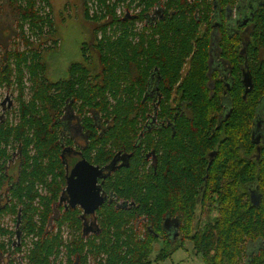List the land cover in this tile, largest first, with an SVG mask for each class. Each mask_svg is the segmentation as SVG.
Masks as SVG:
<instances>
[{"label": "trees", "instance_id": "16d2710c", "mask_svg": "<svg viewBox=\"0 0 264 264\" xmlns=\"http://www.w3.org/2000/svg\"><path fill=\"white\" fill-rule=\"evenodd\" d=\"M9 1L19 16L16 27L24 44L36 29L42 32L46 24L53 25L48 15L40 14L38 0ZM43 1L50 7V0ZM125 1L115 0L107 9L114 12ZM222 1L231 7L238 2L218 0V9ZM100 2L107 6V0ZM138 2L144 6L138 17L111 16L99 28L103 38L95 40L93 50L83 44V60L71 64L65 79L52 82L45 77L40 51H32L31 59L26 50L3 54L0 86L16 82L21 102L18 123L0 120V184L7 178L6 160L12 157L7 147L16 143L12 149L20 156V174L9 195L24 207L22 230L38 238L30 264H52L62 249L68 264H89L90 259L93 264H151L155 243H163L155 258L159 262L173 257L187 240L204 264H264V147L258 159L251 137L264 95V2L254 12L255 29L246 48L255 85L246 99L241 38L222 29V37L214 40V1ZM155 4L166 7L164 18L138 31L136 23L148 18L145 11ZM99 16L91 18L84 11V18L94 24L104 20ZM214 47L232 71L228 117L221 97L228 91L224 82L217 79L214 89L209 85ZM92 52L99 71L89 66ZM30 60L35 63L28 65ZM26 69L33 82L29 101H23ZM154 118L157 127L150 128ZM77 127L85 136L81 150L92 165L105 168L119 153L131 155L129 166L105 181V194L116 201H107L97 211L91 235L85 234L89 217L60 202L69 162L62 155L67 146H74ZM212 150L217 156L209 167L207 154ZM149 157L154 158L152 165ZM37 182L48 189L39 201V210L44 207L39 229ZM251 190L263 196L259 205L251 201ZM121 201L132 205L118 206ZM13 203L3 212L16 213ZM198 211L207 212L204 224ZM64 226L73 235L68 243L63 241ZM5 233L1 227L0 235ZM259 241L261 248L249 258L247 246Z\"/></svg>", "mask_w": 264, "mask_h": 264}, {"label": "rangeland", "instance_id": "374dc122", "mask_svg": "<svg viewBox=\"0 0 264 264\" xmlns=\"http://www.w3.org/2000/svg\"><path fill=\"white\" fill-rule=\"evenodd\" d=\"M131 1L132 0H126L123 2L125 4L124 7L119 6V8L122 10V15L127 13V7L130 8L129 13L132 15L139 12V10L132 8L134 3L132 4ZM114 2L115 0H107V7L101 3L100 0H50L49 7L43 0H38L37 7L42 8L40 14L43 17L48 15L47 18L49 17V19L52 20L53 25L46 24L42 32L36 29L35 34L32 33V35L31 31L29 33L27 32L28 36L30 37L31 35V37L29 44H24L20 38V30L16 27V24L19 23L17 22L19 18L17 12L12 8L9 0H0V70L3 66L2 56L5 52L4 48H8L10 51L26 50V55L30 59L33 55V53H31L32 51H40L42 52V62L46 64L45 77L52 82L67 78L71 64L83 60L81 57V49L83 44H88V49L90 51V49L93 48L94 43H96L95 40H101L103 38V32H101L102 29L99 30V28H102V24L109 23L112 20L111 16H114V18L119 16V11L116 8L114 12L107 9L109 7V9H112ZM85 10L88 11V14L91 18L95 17L96 15H100L99 17L104 15V20L98 24L87 21L83 16ZM28 25L29 24L26 23V30L29 29ZM110 26L111 23L107 24L106 32L108 34H111L112 28ZM15 31L19 34V36H15ZM92 50L93 49H91V51ZM41 58L39 60H41ZM34 63L35 61L30 60L28 65H33ZM89 66L93 71L100 70L98 57L95 52L91 53V65ZM38 73H40V71H38ZM31 78L32 73L26 69L23 79L25 85L23 101H29L31 99L32 92L30 91V88H32L33 85ZM19 91L20 90H18V84L16 82H13L10 87H8L7 84H2V86H0V119L2 121V118L4 117L3 121L6 122L9 120L10 125L14 123L16 124L18 121H20L18 113L21 102V100H19ZM12 120L15 121L12 122ZM12 146L16 147L17 144L13 143ZM12 146L7 147V151L10 154H12L13 151ZM13 155L14 162L10 166V169H8L11 176L10 179L12 181L18 176L17 172L19 170L20 161L17 150L13 151ZM31 155H33V150L31 151ZM37 183L38 184L35 185V190L38 196H40V199H42L47 195L43 196L41 193H38L37 185L42 186L44 184L39 182ZM45 188L48 192L47 187ZM15 203L16 208L21 205L19 202ZM34 204L38 208V211L36 210L35 219L38 221V223H36V227L39 229L41 225L40 213L42 210L44 211V207H40L39 210L40 203L37 200L34 201ZM201 214L202 212L198 211L199 219H201L200 222L204 224L207 222V212L205 214ZM15 224L16 213L14 215L9 213H3L0 215V228L2 227L6 232L5 234L0 235V245L3 243L2 245L4 246V249H7V234L14 232L16 226ZM32 235L33 234L25 236L26 239L24 242L26 244L23 243L21 249L18 250V253H12L11 257L13 259H16L19 255H21V261L23 264H30L29 256L34 250L35 243L37 242V239H33L31 237ZM257 243L258 244H249L247 246L246 253L249 258L261 248V242L259 241ZM162 245L163 243L161 241L154 244V251L150 257L151 264H204L202 258L194 251L192 243L188 240L184 243V246L173 255V257L167 259L166 261L155 262V258L162 248ZM0 252L5 254V256L8 254H6L7 250L4 252V250H1V248ZM68 257L67 251L62 249L58 256L52 257L51 262L52 264H68ZM93 263L94 261L90 259L89 264ZM245 264L247 263L245 262Z\"/></svg>", "mask_w": 264, "mask_h": 264}, {"label": "flooded vegetation", "instance_id": "af4514ba", "mask_svg": "<svg viewBox=\"0 0 264 264\" xmlns=\"http://www.w3.org/2000/svg\"><path fill=\"white\" fill-rule=\"evenodd\" d=\"M190 1H195V0H190ZM213 1H214L213 8L215 9V13L212 14V16H214V17H213V19H211L210 23H211V26L214 27V31H213L214 40H218V38L222 37V31H223L222 29H224V31L229 36L232 34L233 35H237V34L240 35L241 44H242L241 49H240V54L246 59L244 64H243V68H242V72H241V83L243 81L244 73H249V76L253 80V76H252L251 71H250L249 66H248L247 49L246 48H247L248 44L251 42L250 35L252 34L253 30L255 29L254 12L258 8L259 5L263 4L264 0H238V2L236 3V5L234 7H231L228 3L224 4L222 1V3H221V6L223 7L222 9L221 8L218 9V2H217L218 0H212V3H213ZM131 3L132 4L134 3L132 5V8L139 10V12L137 14L132 15L129 13L130 8L127 7V9H126L127 13L122 15V10L119 8V6L124 7L125 4L119 3V5L116 6V9L119 11V13H118L119 16L117 18H124V17L134 18V17H138L142 13L144 6H140L139 2L136 0L135 1L132 0ZM155 6H154L155 8L152 7L151 10L145 11L146 14L149 15L148 18H145L144 21L142 20L143 22H137L136 23L135 26H136V29L138 31L143 30L146 26H148V27L154 26L159 20L164 18V16H165L164 12H165L166 7L162 6L161 4H155ZM137 21H139V20H137ZM140 25H141V27H140ZM203 27H205V25H203ZM16 30H17V28H16ZM203 30H204V28L202 29V31ZM15 36H19V34L16 31H15ZM4 49H5V52L9 50L8 48L7 49L4 48ZM210 67H211V72L209 74L210 88L214 89L215 81L217 79H219V80H222L224 82V85L228 89V91L224 92L221 96L222 101H223L224 114L229 113L226 116V117H228L232 112V108H231L232 103H231L230 97L228 96V93H229V90L231 89V84H232V71L230 69L229 63L224 61L219 56L218 48H216V49H215V47L213 48L211 59H210ZM253 85H254V82H253ZM242 86H243V83H242ZM254 88H255V85H254L253 89L251 90V92L254 90ZM244 92H245V88L243 86V99H244ZM250 93H248L247 96ZM247 96H246V98H247ZM263 100H264V95L261 98L260 104L257 108L256 116L254 119V125L252 128V134H251V137L254 139L256 151L258 152V159L261 158L262 148L264 147V106H263ZM160 102H161V96H159L157 105ZM226 117L223 118V120H225ZM3 120H4V117L2 118V121ZM70 120H71L70 122H72V124H73L74 123L73 117ZM3 122H5V121H3ZM156 124H157L156 119L154 118L150 128L157 127ZM70 126H72V125H70ZM163 126H164V124H163ZM80 132H82V131L79 130V127H77V129L74 130V136L73 137L75 138V144H74V146H67V148L65 149V151L63 152V155H62V157L64 159H68V161H69V162H66V184H67V175L71 172V170L73 169L75 164H77L81 159L85 158L83 155V151L81 150V147L85 145V136H82L80 134ZM211 154L214 155V157H213V161H214L215 157L217 156V151L212 150V151L208 152L207 156L209 159V164H210V160H211V158H210ZM11 156H12L11 158L6 160V165H5V170H4V173L7 174V178H6V180H4L0 184V215H2L3 213H5V214L8 213V212H3V211L6 210V207L11 206V202H14V203L17 202L16 198H14L13 196L10 197L9 192L13 188H15V185L17 184V180H18V177L20 174V169L17 172V175H18L17 178L12 181L10 179L11 176L9 174L8 169H10V166L14 162L13 151H12ZM18 157L20 159V156H18ZM129 159H131V157H129V155L126 156V155L119 153L113 159L112 163L109 166L103 168L104 174H105V176H107V178L105 180L99 179L98 184L102 188L103 195L105 197H107L106 202L109 200H115L116 201V197L113 195L110 196V195L105 194V191H104L105 181L111 176L112 172L120 170L123 166H127L129 164V162H128ZM153 163H154V158L151 157L150 158V165H152ZM94 166H96V165H94ZM98 167H100V166H98ZM100 168H102V167H100ZM65 189H66V186H65ZM65 189H64V191H65ZM258 196H259L258 191L251 190V201L253 198V202H258ZM63 197L67 198V196H66V194H64V192H63L61 198H63ZM262 198H263V196H262ZM262 198L260 199L259 203L261 202ZM60 202H61V199H60ZM61 204L66 206L67 208H70V207H68V201L67 200H65L64 202H61ZM124 205L125 206H131L132 204L130 202H123V201L118 202V206H124ZM23 208L24 207L22 205H20L19 207L16 208L15 230H14V232L7 234L8 241H7V249H6L7 252H6V254L7 253L8 254H7V256H5V254H2L0 252V258H1L0 264H23V262L21 261V255H19L20 258L17 257L16 259H13L11 257L12 253H18V250L21 249L22 239H23L24 235L27 234L25 230H22V226H24L23 221H22ZM79 209H81V208H79ZM81 211H82V215L84 216L82 209H81ZM9 214L14 215L15 213H9ZM95 215L84 216L86 218L89 217L88 223L86 224L85 228L86 227L88 228L90 226L92 228V224L94 222L97 223L96 220H93V217H95ZM52 228H54V227H52ZM56 230H58V228ZM62 230H65V232L67 234V239L64 240V237H63V241L68 243L73 237L72 232L68 227H65V226L62 227L61 232H62ZM93 233H94V231L92 230V232H90L88 235H91ZM14 238H16V240Z\"/></svg>", "mask_w": 264, "mask_h": 264}, {"label": "water", "instance_id": "95a60500", "mask_svg": "<svg viewBox=\"0 0 264 264\" xmlns=\"http://www.w3.org/2000/svg\"><path fill=\"white\" fill-rule=\"evenodd\" d=\"M242 83L245 88V99L247 94L250 93L254 87L253 80L249 76V73H244ZM129 157H131V155H129ZM213 157L214 155L211 154L209 166L213 162ZM106 178L107 176H105L103 168L90 164L85 158L81 159L67 175V184L64 191L67 198H61V202L67 200L68 207L72 209L81 208L84 216L95 215L96 212L104 206L107 200V197L102 193L101 186L98 184L99 179L105 180ZM261 198L262 196L259 194L258 202L254 203L259 205ZM92 230L93 228H91V226L88 228L86 227L85 234H89Z\"/></svg>", "mask_w": 264, "mask_h": 264}, {"label": "built area", "instance_id": "2783aa9c", "mask_svg": "<svg viewBox=\"0 0 264 264\" xmlns=\"http://www.w3.org/2000/svg\"><path fill=\"white\" fill-rule=\"evenodd\" d=\"M37 189H38V193H41L43 196H46L47 194H48V192H47V190H46V188H45V186L44 185H42V186H40V185H37ZM37 201H40V196H38V198L36 199ZM26 235H28V234H25L24 235V237H23V239H22V242H21V244L23 245V243L24 244H26L24 241H25V239H26ZM33 239H37L38 240V238L37 237H34V235H32L31 236ZM63 237H64V240H66L67 239V234H66V232H65V230H63ZM15 240H16V238H14ZM22 245H21V247H22ZM25 247V246H24ZM24 249V248H23ZM22 249V250H23ZM19 258H20V256H18ZM22 257V256H21Z\"/></svg>", "mask_w": 264, "mask_h": 264}]
</instances>
